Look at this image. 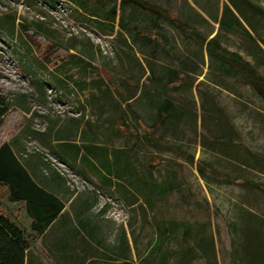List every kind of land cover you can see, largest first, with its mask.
<instances>
[{
    "label": "rangeland",
    "instance_id": "obj_1",
    "mask_svg": "<svg viewBox=\"0 0 264 264\" xmlns=\"http://www.w3.org/2000/svg\"><path fill=\"white\" fill-rule=\"evenodd\" d=\"M149 1L169 9L207 38L217 36L226 50L221 52L224 57L247 62L264 77V0H239L247 21L241 18L243 27H231V31L222 30L218 23L229 0ZM113 3V16L96 19L79 18L72 4V21L85 31L71 33L68 22L45 0H0V91L13 103L25 102L32 109L26 114L15 106L9 112L0 127V145L24 148L33 142L42 146L28 134L27 126L43 132L49 117L60 116L64 123L71 117L89 121L98 134L97 142L113 141V145L130 149L133 159L140 162L157 156L155 176L177 186L155 200L157 207L169 209L182 224L165 248L175 252L204 239L197 264H264V258L263 262L254 258L264 254V98L245 76L209 57L205 48L168 19L150 13L127 15L125 2ZM139 32L145 40H136ZM24 44L32 46L38 62L47 63L50 70L93 52L94 69L91 67L93 73L87 79H103L114 92L120 112H126V132L112 136L110 125L94 106L85 101L84 108L83 99L89 93L57 90L54 77L35 67L28 71L31 55ZM170 70L179 72V81L168 83ZM164 100L172 101L174 108L162 125L156 122V109ZM146 135L164 147L176 146L184 154L139 140ZM188 155L195 158L194 163ZM199 162L204 163V173L198 171ZM0 206L11 217L19 216L24 208L22 203L9 201L5 186H0ZM129 216L126 229L131 257L139 264L133 241L136 239L145 255L155 232L140 214L134 218L129 212ZM19 220L26 231L28 221ZM113 223L118 226L108 245L119 250L126 246L127 236L121 234L123 225ZM187 228L190 234L185 237ZM27 236L32 264L75 263L58 253L57 233L46 239L52 244L44 242L45 248L36 234ZM88 253L101 257L93 250ZM167 264H176L175 258Z\"/></svg>",
    "mask_w": 264,
    "mask_h": 264
},
{
    "label": "trees",
    "instance_id": "obj_2",
    "mask_svg": "<svg viewBox=\"0 0 264 264\" xmlns=\"http://www.w3.org/2000/svg\"><path fill=\"white\" fill-rule=\"evenodd\" d=\"M121 1L123 3L134 4L137 7L139 6L143 11L142 16L150 13L151 15L156 14L168 19L177 29L184 31L191 40L205 48L209 57H216L222 62H226L231 69L245 76L249 84L264 98V77L256 70H253L247 62L224 57L221 52H225L226 50L219 43L217 36L210 37V39L207 38L187 21L173 15L169 9H165L155 2H150L149 0ZM241 18L247 21L245 13L242 10L241 1L229 0V4L224 6L218 23L222 30L231 31L233 29L231 27H243ZM20 26L25 28L23 24ZM248 34L253 40L254 38H252L250 33ZM139 35L140 32L135 34L136 40H145L144 36ZM19 41L23 42V35L19 36ZM261 41L264 44V40ZM23 47L31 55L30 62L32 66L27 68L28 71H32L33 67H35L39 73H43L48 77H54L58 86H56L57 90H64L68 93H81L82 95L89 93L88 96H84L85 100L83 99V104L85 101L87 104H91L98 114L104 117L105 123L110 125L111 130L109 131H111V135L114 136L126 132L128 129L126 112H120L121 103L117 100L114 92L109 89L103 79H87L88 75L93 73V52H89L83 57L78 58L75 63L69 61L56 67L54 70H50L47 63L38 62L33 53L32 46L24 44ZM258 47L263 52L259 44ZM134 58L140 61L137 56ZM170 74L171 77L168 83L179 81V72L170 70ZM74 75H78L79 77H75ZM50 86L53 87V84H50ZM56 88L54 89L56 90ZM78 100L82 102L80 96ZM15 106H20L26 114L32 112L30 107L25 106V102L13 103L8 96L0 91V127L4 124V118ZM85 106L87 105L84 104V108ZM173 108L174 104L172 101L164 100L160 102L156 109L157 124L161 123L165 125L171 117ZM31 116L35 117V114L32 113ZM33 117L30 120H33ZM47 119L48 124L43 132L32 130L31 124H28V134L34 135L42 146L48 148L61 161L74 168V165L68 161V158L62 152L68 150V144L78 143L76 139L80 134L79 126L81 123L88 128V130L80 134L81 142H97L98 134L94 125L89 121L76 117H71L70 122L67 123H64V120L60 116H57V118L49 117ZM139 140H143L145 143L156 148L164 147L156 138L147 135L146 138ZM164 148L175 150L181 156L184 154L176 146L171 145V147ZM110 154L113 156V162L109 160L108 165L104 166L110 174H113L123 183L119 185V190L109 193L120 198L126 204L128 211L133 213L134 218H137L138 214H140L144 218L142 219L143 223L146 221L151 223L155 232V239L148 242L149 246L145 255L140 253L136 239L133 241L137 258H139V264H167L173 257L176 260V264H197L198 259L202 258L201 253L203 254L204 250V239H199L196 246L181 248L175 252H172L169 247L165 248L166 242L182 227V224L178 223L175 216H171L172 212L169 209L156 206V199L167 195L177 187L173 182L167 179L160 180L155 176L154 171L157 168L159 158L157 156H150L147 158V162H140L137 159H133L130 150L118 148H114L111 152L108 151V155ZM187 157L190 162H195L193 156L188 155ZM198 165V171L204 173L202 168L204 163L199 162ZM0 186L7 187L10 202H23L26 205L29 218L34 220L31 230L37 236L46 232L64 208V204L60 199L40 186L33 176L27 172L9 143H2L0 145ZM145 202L146 204H144ZM189 234L190 231L187 228L184 235L188 237ZM124 235L126 234L124 233ZM123 237L121 238L123 239ZM125 245L124 248H120L119 250L113 249L112 255H109L106 258L108 260L104 262L96 261L86 253L78 255L74 264H137L131 257V247L127 239ZM31 249L25 230L9 220L5 211L0 206V264H32L30 261ZM254 258L256 261L263 262L264 254L255 255Z\"/></svg>",
    "mask_w": 264,
    "mask_h": 264
},
{
    "label": "crops",
    "instance_id": "obj_3",
    "mask_svg": "<svg viewBox=\"0 0 264 264\" xmlns=\"http://www.w3.org/2000/svg\"><path fill=\"white\" fill-rule=\"evenodd\" d=\"M64 1H68L75 5L76 12L81 19H96L104 15L113 16L115 10L113 0ZM124 5L128 12L127 15L132 12L138 17L141 16L143 11L139 6L137 7L128 2H125ZM84 126L86 125L83 123L80 124V134L88 130L87 127L84 129ZM80 134L76 139L78 143L68 144V150L62 153L68 158V161L74 165V169L80 175L84 176L85 179H88L96 188L108 192H116L119 190V185L123 182L117 179L113 174H110L105 167L108 165L109 160L113 162V156L111 154L108 155V151L111 152L114 148L128 151L130 149L113 145V141L83 143L81 142ZM12 149L20 163H22L27 172L33 176L34 180L44 189L60 199L64 204V208L57 216L56 221L49 226L44 234L38 236L43 242V247L46 246V244H52L50 242L48 243L46 239L51 234L57 233V251L64 259L75 261L78 255L87 253L89 256L88 252L93 250L99 253L101 257L90 255L92 259L99 262L108 260L106 258L112 255L109 253V250L112 252L114 248L112 245H108V243L115 234L114 229L115 227L117 228L118 225H115L112 219L106 217L104 211L97 212L95 210L97 206L96 194L93 191L83 193L72 192L66 186L64 179L57 175L46 162H43L40 156H25V148L23 147H12ZM20 203L24 205L20 215H13L12 217L7 215V217L20 227H22L19 220L20 217L25 218L29 224L25 232L32 234L34 232L31 230V227L34 220L29 218L26 205L23 202L12 204L17 205ZM125 229V226L124 228L123 226L121 227V234L124 235ZM128 234L129 230L126 229L127 240ZM44 242L46 243L45 245Z\"/></svg>",
    "mask_w": 264,
    "mask_h": 264
},
{
    "label": "built area",
    "instance_id": "obj_4",
    "mask_svg": "<svg viewBox=\"0 0 264 264\" xmlns=\"http://www.w3.org/2000/svg\"><path fill=\"white\" fill-rule=\"evenodd\" d=\"M45 3L51 9L54 8V10L68 22L67 28H69L71 33L85 31L83 26L81 27L72 21V3L64 0H45ZM24 148L25 156H40L42 161L46 162L57 175L59 174L62 176L66 186L72 192L83 193L93 191L97 196V206L95 210L97 212L104 211L106 217L120 225L127 226L130 219L129 211L126 204L120 198L103 189L96 188L88 179H85L74 168H71L61 161L60 158L53 154L48 148L39 146L33 142H29L28 146Z\"/></svg>",
    "mask_w": 264,
    "mask_h": 264
}]
</instances>
